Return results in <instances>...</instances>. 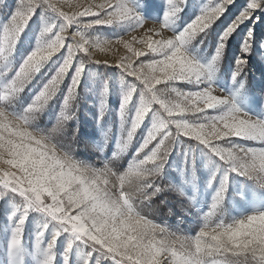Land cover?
<instances>
[{
	"label": "snow or ice",
	"instance_id": "snow-or-ice-1",
	"mask_svg": "<svg viewBox=\"0 0 264 264\" xmlns=\"http://www.w3.org/2000/svg\"><path fill=\"white\" fill-rule=\"evenodd\" d=\"M167 2L170 7L163 16V22L149 25L127 5L126 0H103L100 4L86 5L69 0H18L17 7L0 33V66L13 53L38 8L55 11L64 23L47 42H44V38L53 33L55 25L43 27L37 46L0 90V185L5 191L10 190L23 197L26 209L45 213L57 221L64 232L71 233L76 241L89 245V257L97 252L110 258L114 264H264V223H261L264 211H255L231 223L213 225L208 222L223 201L227 174L213 198L206 222L194 237L177 235L142 214L146 202L162 191L154 181L163 170L172 150V141L180 134L206 146L228 166L229 172L247 177L264 188V147H226L221 144L231 137L264 142V120L253 119L241 111L230 97L218 94L211 87L196 92H180L172 88L175 95L170 98L165 97L163 87L172 81L199 80L221 58L229 36L242 23L256 17L258 10L264 11V0H248L239 16L222 33L212 62L207 67L190 58L184 46L209 29L234 0H219L214 6L205 7L178 34L170 32L168 26L172 18L183 10L186 0ZM4 5L5 0H0V7ZM89 17L96 19L85 23L86 28L111 25L129 17H135L138 27L129 33V38L93 45L80 32L70 31L73 24ZM141 30L142 35L133 34ZM253 43V30L249 29L247 39L241 46L242 56L236 60L233 79L244 72L247 65L245 55L252 50ZM113 45L122 46L128 53L119 56L115 65L143 86L139 108L126 137L117 145L119 151L114 155L127 149L147 114L156 106L160 114L124 171L114 169L111 161L105 162L102 167L79 161L72 149L58 142L57 137L64 130L65 122L72 118L66 109L75 98L82 65L75 68L64 99V109L59 113L55 125L46 130L34 127L35 120L58 91L74 57L84 53L96 63H109L95 59L91 50L95 46L103 51ZM65 48L67 57L62 66L23 112L16 115L8 111L6 104L18 98L40 73L44 63ZM149 54L158 58L148 62L139 59ZM134 92L133 88L123 96L122 117ZM225 104H231L227 112L205 123H190L184 119L186 114L203 113ZM171 126H174L175 133L169 130ZM75 135L74 131L73 138ZM153 141L155 144L145 152ZM141 153L145 154L141 156ZM4 194L0 192V196ZM26 215L17 221L11 236L9 248L14 258L22 246V225ZM237 231L240 233L238 236L234 235ZM60 234L57 231L52 236L41 264H53L52 249ZM71 247L69 244L68 248ZM64 260L68 264L67 254ZM84 264H92V261L86 260Z\"/></svg>",
	"mask_w": 264,
	"mask_h": 264
},
{
	"label": "rangeland",
	"instance_id": "rangeland-1",
	"mask_svg": "<svg viewBox=\"0 0 264 264\" xmlns=\"http://www.w3.org/2000/svg\"><path fill=\"white\" fill-rule=\"evenodd\" d=\"M17 2L18 0H5V5L0 7V33L17 7ZM69 2L86 5L100 4L103 0H69ZM218 2L219 0H186L183 10L170 21L169 31L178 34L197 15L201 14L205 7H212ZM247 2L248 0H234V3L209 29L185 44V53L195 62L207 67L212 62L222 33L239 16ZM126 3L149 25L162 23L163 16L170 7L167 0H126ZM94 19L96 17L83 18L80 23L73 24L70 31L80 32L85 40L95 45L124 37L129 38V33L138 27L135 17H129L111 25L84 27L85 23ZM63 23V19L51 9L41 7L36 10V14L21 34L13 53L0 66V90H3L24 58L37 46L39 33L43 27L55 25L53 33L44 38V42H47ZM249 29L253 30V48L245 55L247 65L244 72L233 79L236 60L242 56L241 46L247 39ZM133 34L140 36L143 32L141 30ZM262 44H264V11L258 10L256 17L242 23L229 36L221 58L209 71L205 72L199 80L168 82L163 86L165 97L170 98L175 95L171 91L172 88L180 92H196L211 87L218 94L230 97L241 111L253 119L264 120V47H261ZM91 51L95 59L109 63H96L84 53L77 54L58 91L35 120L34 127L46 130L55 125L59 113L64 109V99L71 86L75 68L82 65L83 71L75 98L66 109L67 114L72 118L65 122L64 130L57 137L58 142L61 146L72 149L74 157L79 161L96 167H102L105 162L111 161L114 169L124 171L159 118L160 114L156 111L158 106L147 114L127 149L119 152V155H114L119 151L117 145L122 138L126 137L135 112L139 108L143 86L115 65L119 56L128 54L122 46L113 45L103 51L94 46ZM66 57L65 48L45 62L40 73L33 78L18 98L6 104L7 110L16 115L21 114L43 85L62 66ZM155 58L158 57L149 54L139 59L142 62H148ZM133 88L135 92L122 117L120 110L123 96ZM230 107L231 104L218 105L203 113L186 114L184 119L190 123H205L213 117L223 115ZM169 130L175 133L174 126H171ZM74 131L76 135L73 138ZM157 138H160L159 134ZM154 144L155 141L145 152L149 151ZM221 144L226 147L232 145L264 147V142L239 137L227 138ZM226 174L228 179L223 201L215 214L208 218L209 223L213 225L220 222L231 223L255 211H264V188H260L247 177L240 176L236 172H229L228 166L218 156L194 138L185 137L182 134L176 135L163 170L154 181L162 188L155 197L174 192L176 200L171 202L167 199L166 204L169 209L166 214L161 215V211L157 208L147 210V207L152 206L151 199L143 206L142 214L147 211L149 214L147 218L177 235L194 237L206 222L213 198L224 182ZM0 192L5 193L0 196V264H41L47 255V244L57 231L61 234L57 237L52 249L53 264H65L66 254L69 257L68 264H84L86 260H91L92 264H96L97 261L98 264H114L110 258L97 252H93L89 257L88 253L91 251L89 245L76 241L71 233L64 232L58 222L45 213L26 209V201L19 194L12 193L10 190L5 191L2 185H0ZM25 213L27 215L22 225V246L14 258L9 244L17 221ZM40 233L43 235L41 236ZM69 244L72 245L70 249ZM246 264H254V262H246Z\"/></svg>",
	"mask_w": 264,
	"mask_h": 264
},
{
	"label": "trees",
	"instance_id": "trees-1",
	"mask_svg": "<svg viewBox=\"0 0 264 264\" xmlns=\"http://www.w3.org/2000/svg\"><path fill=\"white\" fill-rule=\"evenodd\" d=\"M175 193L171 192L167 195H163L161 197H154L152 198V206L147 207V210H155L157 208V210L161 211V215H164L167 213L169 206L166 204V200L169 199L171 202H174L176 200L175 198ZM146 216H148V212L146 211L145 213ZM153 219H155L154 217H152Z\"/></svg>",
	"mask_w": 264,
	"mask_h": 264
},
{
	"label": "clouds",
	"instance_id": "clouds-1",
	"mask_svg": "<svg viewBox=\"0 0 264 264\" xmlns=\"http://www.w3.org/2000/svg\"><path fill=\"white\" fill-rule=\"evenodd\" d=\"M261 223H264V218H261ZM240 233H239V231H237L236 233H234V235H239Z\"/></svg>",
	"mask_w": 264,
	"mask_h": 264
}]
</instances>
